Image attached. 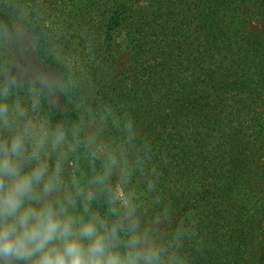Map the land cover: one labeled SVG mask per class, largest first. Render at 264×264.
<instances>
[{
    "label": "trees",
    "instance_id": "1",
    "mask_svg": "<svg viewBox=\"0 0 264 264\" xmlns=\"http://www.w3.org/2000/svg\"><path fill=\"white\" fill-rule=\"evenodd\" d=\"M63 1L57 3L62 6ZM81 2L82 20L75 17L81 30L90 20L100 31V20L108 13L107 36L121 24L137 28L135 41L152 56L148 91L155 89L158 107L170 106L160 120L170 127V140L163 142L162 135L153 149H142V156L130 162L134 172L129 188L139 197L142 213L153 217L166 210L164 228L173 215L180 218L176 228L188 229L180 246L187 264H253L244 242L264 238V197L253 199L250 183L239 179L235 158L244 141L264 154V115L247 93L252 84L264 86V32L255 35L248 28L251 21L264 25V0ZM10 13L9 2L0 0V78L13 74L15 21H9ZM24 25L38 37L37 57L43 68L57 73L51 60H57L55 50L66 46V37L46 35L43 41L41 28ZM58 71L65 75L64 69ZM65 79L63 109L50 107L46 90L41 114L70 125L83 117L75 103L86 82ZM32 82H19L24 86L18 90L21 98H27ZM71 155L73 168L66 165L70 173L79 170L86 175L93 163L99 166L82 145ZM168 233L166 241L172 240ZM261 243L259 264H264V239Z\"/></svg>",
    "mask_w": 264,
    "mask_h": 264
},
{
    "label": "clouds",
    "instance_id": "2",
    "mask_svg": "<svg viewBox=\"0 0 264 264\" xmlns=\"http://www.w3.org/2000/svg\"><path fill=\"white\" fill-rule=\"evenodd\" d=\"M22 87L7 73L0 78V264H187L180 252L187 227L162 237L168 212L144 218L125 146L102 139L109 121L129 134L132 122L121 125L111 108L95 128L84 118L53 122L41 114L45 91L64 85L37 75L27 98ZM77 145L100 161L86 175L66 167Z\"/></svg>",
    "mask_w": 264,
    "mask_h": 264
},
{
    "label": "rangeland",
    "instance_id": "3",
    "mask_svg": "<svg viewBox=\"0 0 264 264\" xmlns=\"http://www.w3.org/2000/svg\"><path fill=\"white\" fill-rule=\"evenodd\" d=\"M10 4L9 21H15L13 30L15 32V44L10 49L12 63V77L18 82L33 81L37 75H46L66 85L65 77L69 81L86 82L81 89L75 103L80 109L86 123V128H95L100 113L105 108H111L124 121L132 122V132L129 134L123 126L115 127L109 121L102 131V139L106 144L118 148L124 145L129 161L139 159L142 149H153L154 143L163 135V142L170 140L171 129L164 127L160 120L162 115L170 111V106L158 107L156 105L158 94L152 88L148 91L147 80L152 65L150 51H143L135 41L138 34L137 28L131 30L126 24L115 28L114 33L107 36L105 26L109 17L104 14L100 20L102 28L97 31L90 20L84 21L85 30L77 27L75 17L82 20L79 11L83 7L81 0H64L62 6L60 0H7ZM111 6H106L109 12ZM78 14L75 15L74 12ZM32 25L41 28L42 39L54 35L65 36L66 46H58L55 54L58 55L51 60V66L58 70H65V77L60 71L57 73L47 72L37 57L39 40L29 31L26 26ZM255 35L264 32V25L255 21L248 24ZM64 32V33H63ZM68 33V34H67ZM59 45V44H57ZM61 47V48H60ZM60 55V56H59ZM147 73V75H145ZM78 86V84H77ZM248 95L255 100V107L264 115V86L252 84ZM49 104L53 110L63 109V89L47 91ZM260 104V105H259ZM73 157L70 155L67 162L68 169L73 168ZM236 163L239 162V179L250 183L253 199L264 197V154L255 150L249 142H243L236 150ZM150 220L152 215H145ZM174 218V219H173ZM178 216L173 215L171 224L161 225V235L165 239V233L175 232L178 224ZM180 219V218H179ZM166 224V223H165ZM169 234V233H168ZM262 239L250 238L245 240L244 247L249 251L253 264H259L262 257Z\"/></svg>",
    "mask_w": 264,
    "mask_h": 264
}]
</instances>
